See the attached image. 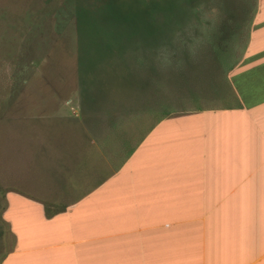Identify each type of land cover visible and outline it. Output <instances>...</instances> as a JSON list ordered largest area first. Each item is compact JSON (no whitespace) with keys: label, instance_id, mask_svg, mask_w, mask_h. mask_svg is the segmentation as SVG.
<instances>
[{"label":"crops","instance_id":"1","mask_svg":"<svg viewBox=\"0 0 264 264\" xmlns=\"http://www.w3.org/2000/svg\"><path fill=\"white\" fill-rule=\"evenodd\" d=\"M214 14L185 24L167 97L124 92V151L69 144L43 197H3L0 264H264V0Z\"/></svg>","mask_w":264,"mask_h":264},{"label":"rangeland","instance_id":"2","mask_svg":"<svg viewBox=\"0 0 264 264\" xmlns=\"http://www.w3.org/2000/svg\"><path fill=\"white\" fill-rule=\"evenodd\" d=\"M232 1L0 0V210L16 190L43 197V173L69 144L88 146L98 165L124 151L131 138L120 116L132 113L131 98L118 84L156 83L167 97L174 61H184L185 24ZM81 5L89 22L76 23ZM79 91L98 92L96 105L86 107Z\"/></svg>","mask_w":264,"mask_h":264},{"label":"trees","instance_id":"3","mask_svg":"<svg viewBox=\"0 0 264 264\" xmlns=\"http://www.w3.org/2000/svg\"><path fill=\"white\" fill-rule=\"evenodd\" d=\"M89 7H87V6H84V5H81V6H78L77 8H76V11H75V20H76V23H77V20L79 19V20H81L82 22H85L86 21V19H87V21H88V19L91 17V11L88 9ZM95 15V17H97V18H100L101 17V13H100V10L97 12V13H94ZM78 20V22H80ZM89 22V21H88ZM90 25H92V24H90ZM92 28H93V26H92ZM154 33H155V35H157V33L156 32H159V29L157 28V26L156 25H154ZM86 49V48H85ZM88 50V49H87ZM118 85H120V86H123L122 87V90L124 89V91H126V92H130V91H132V90H127V88L124 86V85H121V84H118ZM126 88V89H125ZM80 91H81V89H80ZM79 91V92H80ZM85 94H87V93H85ZM85 94H81V92H80V95H81V100H83V102H84V104L86 105V107H88V97L87 96H85Z\"/></svg>","mask_w":264,"mask_h":264}]
</instances>
